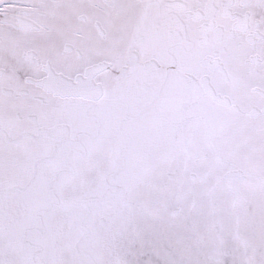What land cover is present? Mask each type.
Masks as SVG:
<instances>
[{
    "label": "snow or ice",
    "instance_id": "snow-or-ice-1",
    "mask_svg": "<svg viewBox=\"0 0 264 264\" xmlns=\"http://www.w3.org/2000/svg\"><path fill=\"white\" fill-rule=\"evenodd\" d=\"M0 264H264V0H0Z\"/></svg>",
    "mask_w": 264,
    "mask_h": 264
}]
</instances>
